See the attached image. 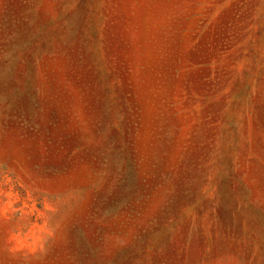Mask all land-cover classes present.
Wrapping results in <instances>:
<instances>
[{
	"label": "rangeland",
	"instance_id": "374dc122",
	"mask_svg": "<svg viewBox=\"0 0 264 264\" xmlns=\"http://www.w3.org/2000/svg\"><path fill=\"white\" fill-rule=\"evenodd\" d=\"M0 264H264V0H0Z\"/></svg>",
	"mask_w": 264,
	"mask_h": 264
}]
</instances>
